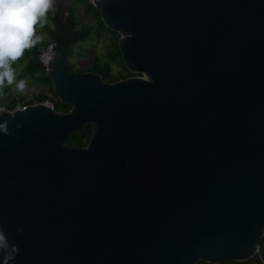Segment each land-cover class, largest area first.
<instances>
[{
    "label": "water",
    "instance_id": "obj_1",
    "mask_svg": "<svg viewBox=\"0 0 264 264\" xmlns=\"http://www.w3.org/2000/svg\"><path fill=\"white\" fill-rule=\"evenodd\" d=\"M90 2L140 76L0 113V264H264V0Z\"/></svg>",
    "mask_w": 264,
    "mask_h": 264
},
{
    "label": "trees",
    "instance_id": "obj_2",
    "mask_svg": "<svg viewBox=\"0 0 264 264\" xmlns=\"http://www.w3.org/2000/svg\"><path fill=\"white\" fill-rule=\"evenodd\" d=\"M83 1L87 6L92 8L94 12L96 13L97 17V24H96V29H94V26L86 25V26H81L78 27V20L77 18L72 14L68 13L64 18L62 16L63 14V9L60 5L56 6L55 12L50 15L49 11H47V16L52 22V27H48L47 25L43 24L44 28L47 29L49 33V40L46 42H41V43H35L32 47L26 49L23 52V55L20 59H18L19 62L26 61V65L24 66L25 70L27 71L26 74H30L31 77L34 75L36 78V82L45 85L47 82H50L45 75V69L44 67L40 64V62L37 59L39 47L42 44V46H45L49 44L50 42L55 43V50L59 51L64 59L67 61L69 58L74 56L76 51L74 50V46L80 44V43H85V42H90L94 39V36H101L103 33H107L108 37L105 39L107 42L110 43L111 45V50L109 51L108 55H113L117 53L118 55L120 54L118 47H117V41L119 38V35L108 28L104 26L100 19V14L99 12L93 7L91 2L89 0H81ZM98 57H95L94 61L90 65L88 69L85 68H79L77 69V73H82L86 71H96L99 72L103 78L109 82L116 81L122 78H125L126 76H130L131 74L127 73L123 75L121 72L118 73H111L108 70V63H105L104 66H101L98 64L99 60ZM70 68L73 70L74 67H72L69 64ZM105 68V69H104ZM103 70V71H102ZM36 74H42L43 76H36ZM29 75V76H30ZM51 92V91H50ZM52 96V92L50 94ZM12 98V101L7 102L4 104L8 109L14 108L16 103L19 102L22 98H15L12 96V94L9 95ZM46 99H51V97L40 93L35 99V101H26L25 103L28 104H34V103H42ZM53 101V100H52ZM54 110L58 112H67L70 109V106H64L61 105L59 102L54 103ZM91 136V128H84L82 131H77L71 134L70 136L67 137L66 143L71 146H76V147H82L86 145L87 141L89 140ZM198 264H207L203 262H199ZM226 264H261L260 260L258 259L257 256L251 258L248 261L245 262H229Z\"/></svg>",
    "mask_w": 264,
    "mask_h": 264
},
{
    "label": "rangeland",
    "instance_id": "obj_3",
    "mask_svg": "<svg viewBox=\"0 0 264 264\" xmlns=\"http://www.w3.org/2000/svg\"><path fill=\"white\" fill-rule=\"evenodd\" d=\"M91 1V0H89ZM60 5L63 9V18L68 14L72 13L78 20V27L81 26H94L96 29L97 24V17L96 13L92 8L87 6L81 0H53V5L50 8L49 14L52 15L55 12L56 6ZM43 24L47 25L48 27H52V22L48 18L47 14L43 18V20L35 26V37H39L37 43L46 42L49 38V33L46 28H44ZM108 37L107 33H103L101 36H94L92 41H88L85 43H80L74 46V50L76 53L74 56L69 58L68 63L74 67L73 71L76 72L79 68L88 69L92 62L94 61L95 57H98L101 66H104L105 63H108V67L111 68L110 72L118 73L121 72L117 66L122 70L123 69V61L121 59L120 54L117 53L113 55H108L109 51L112 49L111 45L105 39ZM42 47V44L39 48ZM96 62V61H94ZM117 64V66H116ZM26 65V61L19 62L18 60L12 64V68L15 72V79L16 81L25 80L26 81V88L23 92L17 91L15 88V84L9 86L7 83L0 88V106H3L7 102L12 101V98L9 96L12 94L15 98H22L19 100L20 105L24 106L27 105L26 101H35L40 93L45 94L52 98L54 103H57L58 100L53 95L51 96L52 92V84L47 82L45 85H41L37 83L35 80V76L31 77L30 74H26V70L24 66ZM113 67V68H112ZM30 75V76H29ZM36 76H43L42 74H36ZM51 91V92H50Z\"/></svg>",
    "mask_w": 264,
    "mask_h": 264
},
{
    "label": "clouds",
    "instance_id": "obj_4",
    "mask_svg": "<svg viewBox=\"0 0 264 264\" xmlns=\"http://www.w3.org/2000/svg\"><path fill=\"white\" fill-rule=\"evenodd\" d=\"M52 5L53 0H0V88L7 83L15 84L17 91L25 90L26 81H16L12 64L39 40L35 37V26ZM7 247L0 234V249Z\"/></svg>",
    "mask_w": 264,
    "mask_h": 264
},
{
    "label": "built area",
    "instance_id": "obj_5",
    "mask_svg": "<svg viewBox=\"0 0 264 264\" xmlns=\"http://www.w3.org/2000/svg\"><path fill=\"white\" fill-rule=\"evenodd\" d=\"M55 43L50 42L49 44L42 46L37 55V59L40 62V64L46 69L49 62L53 59L55 54ZM46 107L54 109L53 101L51 99H46L44 102H42ZM30 105V104H28ZM28 105H20V103H16L14 108L8 109L5 105L0 106V113L2 112H14V111H23L27 108Z\"/></svg>",
    "mask_w": 264,
    "mask_h": 264
},
{
    "label": "flooded vegetation",
    "instance_id": "obj_6",
    "mask_svg": "<svg viewBox=\"0 0 264 264\" xmlns=\"http://www.w3.org/2000/svg\"><path fill=\"white\" fill-rule=\"evenodd\" d=\"M95 59V58H94ZM124 64V63H123ZM116 66H117V64H116ZM113 68V67H112ZM117 68L121 71V73L123 74V75H125L128 71L125 69V67L123 66V69L121 70L120 68H119V66H117ZM105 69V68H104ZM110 69L111 68H108V70L110 71ZM103 71V70H102ZM127 71V72H126ZM86 72H93V73H95V74H98L99 76H101V78H102V80L104 81V82H106V83H112V82H116V81H119V80H125V79H127V78H130V77H138V76H140V75H133V74H131L130 76H126L125 78H122V79H119V80H116V81H112V82H109V81H107V80H105L104 78H103V76L99 73V72H96V71H86ZM77 73V72H76ZM83 73V72H82ZM112 73V72H111ZM129 73V72H128ZM69 111V110H68ZM67 111V112H68ZM91 128V133H92V129H93V127H92V125H86L84 128ZM83 128V129H84ZM87 143H88V141H87ZM87 143H86V145H87ZM86 145H84V146H82V147H85Z\"/></svg>",
    "mask_w": 264,
    "mask_h": 264
}]
</instances>
